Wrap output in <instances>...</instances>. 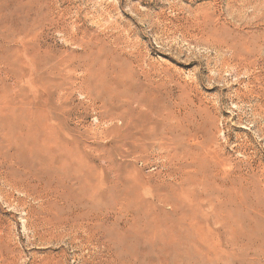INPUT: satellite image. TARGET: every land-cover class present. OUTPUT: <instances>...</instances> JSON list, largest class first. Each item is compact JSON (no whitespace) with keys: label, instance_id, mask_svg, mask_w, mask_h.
Here are the masks:
<instances>
[{"label":"rangeland","instance_id":"1","mask_svg":"<svg viewBox=\"0 0 264 264\" xmlns=\"http://www.w3.org/2000/svg\"><path fill=\"white\" fill-rule=\"evenodd\" d=\"M248 1L0 0V264H264Z\"/></svg>","mask_w":264,"mask_h":264},{"label":"bare ground","instance_id":"2","mask_svg":"<svg viewBox=\"0 0 264 264\" xmlns=\"http://www.w3.org/2000/svg\"><path fill=\"white\" fill-rule=\"evenodd\" d=\"M238 1V0H237ZM248 1V0H247ZM250 1V0H249ZM248 1V2H249ZM247 2V3H248ZM252 2V1H251ZM260 2V1H259ZM239 3V2H238ZM264 3V2H263ZM241 4H242V2H241ZM244 4V3H243ZM242 4V5H243ZM246 4V3H245ZM252 4V3H251ZM256 4V3H255ZM260 4V3H259ZM258 4V5H259ZM247 5V4H246ZM239 7V6H238ZM243 7V6H242ZM249 7V6H248ZM260 7V6H259ZM261 8H262V6H261ZM252 9V8H251ZM264 9V8H263ZM263 9H262V11H263ZM226 10V9H225ZM244 12V11H243ZM253 12V11H252ZM254 13V12H253ZM252 13V14H253ZM250 19V18H249ZM252 21V20H251ZM207 23V22H206ZM249 24V23H248ZM252 24V23H251ZM18 32V31H17ZM42 34V33H41ZM38 38V37H37ZM44 41V40H43ZM19 45V44H18ZM20 45H21V43H20ZM231 48V47H230ZM45 49V48H44ZM226 49V48H225ZM231 50H233V49H231ZM228 51V50H227ZM231 52V51H230ZM232 56H234V55H232ZM239 56V55H238ZM237 56V57H238ZM235 58V57H234ZM24 59H25V57H24ZM30 59V58H29ZM26 60V59H25ZM29 61V60H28ZM16 70V69H15ZM33 71V70H32ZM139 72H141V71H139ZM149 73V72H148ZM25 74H28V73H25ZM24 74V75H25ZM31 74V73H30ZM9 76V75H8ZM22 76H23V74H22ZM30 76V75H29ZM36 77V76H35ZM1 78V77H0ZM7 78V77H6ZM150 79V78H149ZM150 80H152V79H150ZM166 81V80H165ZM159 82V81H158ZM11 85H13V84H11ZM32 86H34V85H32ZM31 86V87H32ZM81 87V86H80ZM84 88V87H83ZM31 94V93H30ZM84 95H85V93H84ZM88 96V95H87ZM86 97V96H85ZM18 98V97H17ZM36 98H38L37 96H36ZM44 98V97H43ZM87 98V97H86ZM48 99V98H47ZM14 100V99H13ZM20 101V100H19ZM27 101V100H26ZM65 101V100H64ZM125 101V100H124ZM23 102V101H22ZM58 102V101H57ZM95 105V104H94ZM98 105V104H97ZM99 106V105H98ZM94 107V106H93ZM97 107V106H96ZM183 107V106H182ZM26 109V108H25ZM142 109V108H141ZM172 110V109H171ZM175 110V109H174ZM174 110H172V111H174ZM186 110V109H185ZM188 110V109H187ZM186 110V111H187ZM27 111V110H26ZM178 112V111H177ZM180 112V111H179ZM175 115V114H174ZM191 116V115H190ZM135 117V116H134ZM179 117V116H178ZM188 117H189V115H188ZM138 118H140V117H138ZM186 118V117H185ZM98 119H99V117H98ZM103 120V119H102ZM107 121V120H106ZM105 121V122H106ZM51 122V121H50ZM103 122V121H102ZM109 122V121H108ZM150 122V121H149ZM104 123V122H103ZM107 123V122H106ZM180 123V122H179ZM50 124V123H49ZM109 124H111V123H109ZM182 124V123H181ZM38 125V124H37ZM39 126V125H38ZM193 126V125H192ZM199 126V125H198ZM203 129V128H202ZM165 132V131H164ZM168 132V131H167ZM35 138V137H34ZM191 139V138H190ZM37 140V139H36ZM54 140H56V139H54ZM47 141V140H46ZM44 142V141H43ZM192 145V144H191ZM159 148V147H158ZM157 148V149H158ZM164 148V147H163ZM154 149V148H153ZM156 150V149H155ZM179 150V149H178ZM192 151V150H191ZM3 153V152H2ZM183 154H184V152H183ZM204 155V154H203ZM184 156V155H183ZM197 156V155H196ZM209 157V156H208ZM176 158V157H175ZM205 158V157H204ZM14 159V158H13ZM208 159V158H207ZM186 160V159H185ZM184 160V161H185ZM183 161V162H184ZM195 160H193V162H194ZM187 162H189V161H187ZM3 163H4V159L1 157V155H0V168L3 166ZM13 163V162H12ZM176 163V162H175ZM9 164V163H8ZM202 163H200V165H201ZM108 168V167H107ZM101 170V169H100ZM182 170V169H181ZM218 170V169H217ZM129 172V171H128ZM217 172V171H216ZM216 172H214V173H216ZM100 173V172H99ZM130 173V172H129ZM103 175V174H102ZM132 175V174H131ZM136 175H138V174H136ZM130 177V176H129ZM132 177V176H131ZM130 177V178H131ZM134 178H136V177H134ZM103 179V178H102ZM112 179H114V178H112ZM199 179V178H198ZM218 182V181H217ZM219 183V182H218ZM40 189V188H39ZM42 198V197H41ZM44 200V199H43ZM57 200H58V198H57ZM59 202V201H58ZM48 208V207H47ZM130 214V213H129ZM80 215V214H79ZM99 216H101V215H99ZM73 217V216H72ZM71 217V218H72ZM99 218V217H98ZM105 218V217H104ZM131 218V217H130ZM74 219V218H73ZM100 219V218H99ZM107 219V218H106ZM106 219H105V221H106ZM112 219V218H111ZM48 220V219H47ZM85 220V219H84ZM70 221V220H69ZM89 221V220H88ZM92 221H94V220H92ZM96 221V220H95ZM109 221V220H108ZM112 221V220H111ZM127 221V220H126ZM51 222V221H50ZM84 222V221H83ZM86 222V221H85ZM99 222V221H98ZM52 223V222H51ZM57 223H60V221L59 222H57ZM75 223V222H74ZM92 223H94V222H92ZM101 223H102V221H101ZM127 223V222H126ZM186 223V222H185ZM68 224V223H67ZM79 224V223H78ZM86 224V223H85ZM117 224V223H116ZM48 225V224H47ZM66 225V224H65ZM65 225H63L64 227H65ZM70 225V224H69ZM74 225V224H73ZM123 225V224H122ZM55 226H58V225H55ZM67 226V225H66ZM78 226V225H77ZM80 226V225H79ZM83 226V225H82ZM91 226V225H90ZM89 226V227H90ZM126 226H128V225H126ZM168 226V225H167ZM198 226V225H197ZM68 227H70V226H67V228ZM73 227V226H72ZM84 227V226H83ZM122 227H124V226H122ZM199 227V226H198ZM76 228V227H75ZM121 228V227H120ZM125 228V227H124ZM69 229V228H68ZM70 229H72V228H70ZM80 229H81V226H80ZM87 229H88V227H87ZM79 230V229H78ZM81 231V230H80ZM86 231V230H85ZM122 231V230H121ZM70 232V231H69ZM71 232H72V230H71ZM75 232V231H74ZM73 232V233H74ZM82 232H84V230H82ZM90 232H91V230H90ZM81 233V232H80ZM87 233V232H86ZM92 233V232H91ZM214 233V232H213ZM181 234V233H180ZM88 235H90V234H88ZM175 236V235H174ZM90 237V236H89ZM155 237H156V235H155ZM96 240V239H95ZM88 242H90V241H88ZM104 246V245H103ZM105 247V246H104ZM107 247V246H106ZM108 248V247H107ZM103 251V250H102ZM112 254V253H111ZM200 254V253H199Z\"/></svg>","mask_w":264,"mask_h":264}]
</instances>
